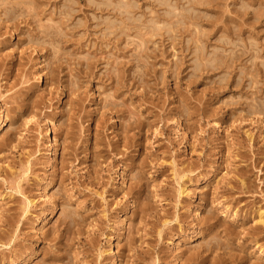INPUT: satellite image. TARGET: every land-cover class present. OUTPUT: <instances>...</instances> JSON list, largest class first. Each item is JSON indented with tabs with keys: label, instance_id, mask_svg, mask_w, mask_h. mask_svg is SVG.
<instances>
[{
	"label": "rangeland",
	"instance_id": "374dc122",
	"mask_svg": "<svg viewBox=\"0 0 264 264\" xmlns=\"http://www.w3.org/2000/svg\"><path fill=\"white\" fill-rule=\"evenodd\" d=\"M0 264H264V0H0Z\"/></svg>",
	"mask_w": 264,
	"mask_h": 264
}]
</instances>
